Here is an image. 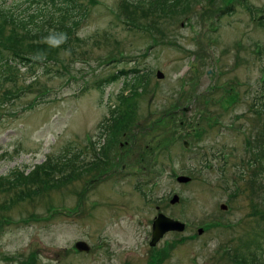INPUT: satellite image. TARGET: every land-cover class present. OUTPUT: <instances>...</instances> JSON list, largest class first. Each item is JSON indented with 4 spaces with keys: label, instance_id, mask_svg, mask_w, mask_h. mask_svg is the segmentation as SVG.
<instances>
[{
    "label": "rangeland",
    "instance_id": "rangeland-1",
    "mask_svg": "<svg viewBox=\"0 0 264 264\" xmlns=\"http://www.w3.org/2000/svg\"><path fill=\"white\" fill-rule=\"evenodd\" d=\"M79 2L67 44L13 36L50 70L0 80V264H237L252 247L264 264V0ZM115 107L127 122L99 156ZM159 212L186 228L151 245Z\"/></svg>",
    "mask_w": 264,
    "mask_h": 264
},
{
    "label": "trees",
    "instance_id": "trees-1",
    "mask_svg": "<svg viewBox=\"0 0 264 264\" xmlns=\"http://www.w3.org/2000/svg\"><path fill=\"white\" fill-rule=\"evenodd\" d=\"M153 1V0H151ZM156 1V0H154ZM180 0H167V5L172 6ZM232 7H228L230 9ZM87 7L79 0H12L7 5L0 4V80L5 77H12L17 70V67L43 66L46 70H50L48 66L49 59L38 55L34 49L25 48L19 45L13 39V36L20 38L24 35L36 37L37 41H57L67 44L69 37L75 33L80 21L87 16ZM10 26L11 32L8 27ZM13 30V31H12ZM55 38V39H54ZM16 42L15 45L10 42ZM43 44L44 42H40ZM131 72V73H130ZM139 70L131 69L129 71L121 70V74H132L126 82V89L131 93H127L123 97L127 114L130 112L131 101L130 96H133L135 88L144 82L145 74L137 73ZM135 73V74H133ZM121 74H111L103 79L107 82L119 78ZM127 74V75H128ZM129 87V88H128ZM128 101V102H127ZM116 108V107H115ZM108 120L102 125L100 136L105 134V142L98 148L97 155H104L110 142L118 131H121L127 122V117L124 115V110L121 107L112 109ZM100 142V141H99ZM14 180V179H13ZM260 241V238L255 240V245ZM251 253H237L234 257L237 259V264H263L256 257L255 247H252Z\"/></svg>",
    "mask_w": 264,
    "mask_h": 264
},
{
    "label": "water",
    "instance_id": "water-1",
    "mask_svg": "<svg viewBox=\"0 0 264 264\" xmlns=\"http://www.w3.org/2000/svg\"><path fill=\"white\" fill-rule=\"evenodd\" d=\"M158 77L162 78L164 77V74L162 71L157 72ZM187 145V143H186ZM179 182H189L190 178L188 176H178ZM179 197L178 195L174 196L172 199V202L178 201ZM185 228V224L179 220H174L168 216H166L164 213L160 212L158 213L157 217L155 218L153 222V233H152V240L151 245H155L160 238L164 235L165 232L170 230H177L182 231ZM76 247L81 251H88L89 245L85 241H78L76 243Z\"/></svg>",
    "mask_w": 264,
    "mask_h": 264
}]
</instances>
